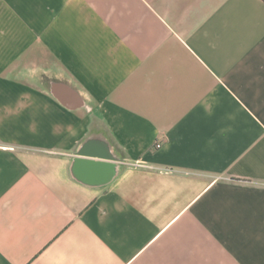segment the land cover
I'll use <instances>...</instances> for the list:
<instances>
[{"label": "crops", "instance_id": "crops-1", "mask_svg": "<svg viewBox=\"0 0 264 264\" xmlns=\"http://www.w3.org/2000/svg\"><path fill=\"white\" fill-rule=\"evenodd\" d=\"M0 264H264V0H0Z\"/></svg>", "mask_w": 264, "mask_h": 264}, {"label": "built area", "instance_id": "built-area-1", "mask_svg": "<svg viewBox=\"0 0 264 264\" xmlns=\"http://www.w3.org/2000/svg\"><path fill=\"white\" fill-rule=\"evenodd\" d=\"M157 146H161V143L159 142V143H157Z\"/></svg>", "mask_w": 264, "mask_h": 264}]
</instances>
